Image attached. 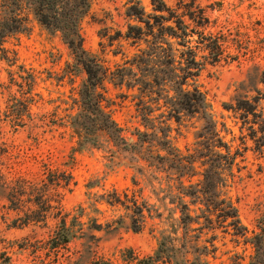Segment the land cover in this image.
I'll return each instance as SVG.
<instances>
[{
    "label": "rangeland",
    "instance_id": "1",
    "mask_svg": "<svg viewBox=\"0 0 264 264\" xmlns=\"http://www.w3.org/2000/svg\"><path fill=\"white\" fill-rule=\"evenodd\" d=\"M88 1L79 31L84 51L105 73V111L127 144L138 142L136 130L149 136L135 152L114 148L103 134L98 146L79 148L82 136L70 119L86 76L60 33L25 15L23 30L4 46L16 63L0 60V264H255V244L264 263V239H255L264 230V0H163L195 35L184 53H194L199 71L183 88H198L207 106L205 115L177 119L166 117L165 102L173 97V70L183 67L176 52L173 67L167 56L182 49L171 41L170 52L159 39L151 1ZM139 56L147 62L142 71ZM143 79L153 88L140 98ZM146 106L155 121L143 124L137 109ZM48 173L63 174L66 186L40 191ZM15 181L36 188L26 197H47L34 208L46 221L24 224L25 199L24 208L11 209L5 187ZM114 193L135 198L143 218L130 204L101 202ZM180 197L193 218L186 236ZM222 200L233 206V219L221 218ZM132 219L143 221L140 232L132 231Z\"/></svg>",
    "mask_w": 264,
    "mask_h": 264
},
{
    "label": "trees",
    "instance_id": "2",
    "mask_svg": "<svg viewBox=\"0 0 264 264\" xmlns=\"http://www.w3.org/2000/svg\"><path fill=\"white\" fill-rule=\"evenodd\" d=\"M150 1L153 7V12L155 13L153 20L155 21V27L157 34H159V39L166 42V45H168L170 48V52L172 47V44L170 43L171 41H173V44H175L177 47L182 49L180 53H178L177 50L172 49V54L167 56L168 65L173 67L176 59L175 56L178 54V64L181 65L183 69L179 70V72L177 69H174L172 72L174 75L170 80V89L168 91L173 93V97H167L165 102V107L167 110L166 117L169 119H177L180 117V114L191 116L205 115L207 112V106L203 94L196 87H190L191 90L183 88L187 87L186 83L189 76L197 77V73L199 71L197 68H195L196 63L194 53L191 51H189L188 54L184 53V49L187 48V44H189V39L195 35H189L190 33L183 21V18L177 16L172 10L168 9L163 0ZM88 9V0H0V60L6 62L10 66H13L16 63L14 59L15 55L5 49L4 46L8 39L13 38L16 34H20V32L23 30L22 28L27 21V17L25 16L27 14L32 15L36 22L45 30L60 33L68 49L74 56L75 63L81 67L86 76V79L78 92V113L70 119V127L76 130L78 134L82 136V138L77 142L79 148L85 144L90 147L98 146L99 141L97 135L103 134L108 138L109 142L114 148L126 152L128 150L134 151L139 145L138 143L140 138L148 137L149 135L146 133V131L144 133H140L138 130H136L135 136H137L138 142L133 145L127 144L123 138L122 130L114 122L111 115L105 111L103 96L105 73H101L102 75L99 73L100 71L96 69V65H93V59L89 58L87 53L84 51L82 47V38L79 31L80 21L85 17ZM139 32H142V30L139 29L138 33ZM200 36L203 35L199 34V37ZM203 38L204 37H202V39ZM203 41L206 42V47L208 46L207 49L209 51L212 52L215 49L217 50V43L213 41L212 38L207 37L206 39H203ZM174 52H176V54H174ZM9 56H12V59H9ZM219 57V54L215 55L213 62ZM137 59L138 60L135 62V64L137 69L141 70L144 66H146L147 62H144L142 56H139ZM152 88V85L147 79H143L142 82H139L138 92L140 94V98H144L142 95H144L145 92H151L150 90H152ZM141 104L145 105L142 99H140L137 103L138 108ZM137 111L140 113L143 124L155 121L154 119H150L152 112L149 111L148 106L137 109ZM146 130H155L162 135L164 133L162 128L155 129L154 126L151 127V129L146 128ZM166 144H168L167 141H165L164 145ZM162 150L166 153L165 149ZM178 157L179 155H177V158ZM157 159L163 160V158L159 155H157ZM142 160L146 162L149 167L152 166L148 161L151 159ZM65 182L67 181L63 174L48 173L43 183H41L39 186V189L40 191L45 189L44 192L46 193L48 191L46 189L49 187L58 189L61 186H66ZM9 187L11 188L8 189ZM15 187H17V190H19V194ZM31 187L32 186L25 181H15L10 183L9 186L5 187V190H9V193L5 197V201L9 203L13 211H19L20 209L24 208L22 205V200L24 199V203L28 202V204H30V209L27 210L25 215L26 221L24 224L29 222H44L48 217L46 214L39 215L36 209H34L40 208L41 205H46L49 202L47 197H45V199H43V197L42 199L26 197V193L30 192L31 194L36 189L34 188L31 190ZM204 194L205 193H203V195ZM107 196L110 198L108 199L109 201L101 200V202L106 204L108 207H123L125 206V203H127L131 205V209L133 210L131 213L133 216L135 215L139 219L143 218V212L145 208L143 205H139L135 198L128 201L127 196L124 195L122 200L121 197L116 193L112 194V196ZM227 201H221V205H224L226 210V213L221 217L223 220L233 219L235 217L233 213V206ZM176 203L178 206L176 210H178L181 216V230L183 233H185L183 236H186L188 230H192L191 226L193 223V218H191L189 212V204H187L181 197L177 199ZM142 222L143 221L140 223L141 225H137L138 222L135 219H132V231L135 233L140 232L143 226ZM61 224L64 225V222L61 221ZM262 233L263 234L258 235L255 239H264V230ZM62 243H68V239H63ZM161 246L162 244H159V247ZM185 247L186 244L182 242L180 249L182 250ZM254 248V258L256 259L255 264H264L261 261H258L260 258L259 256L261 248L256 244L254 245ZM261 256L264 259V254L262 252ZM153 262L157 263L159 262V259H155Z\"/></svg>",
    "mask_w": 264,
    "mask_h": 264
}]
</instances>
